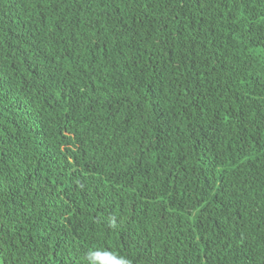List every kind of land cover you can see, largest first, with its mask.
<instances>
[{"label": "trees", "instance_id": "16d2710c", "mask_svg": "<svg viewBox=\"0 0 264 264\" xmlns=\"http://www.w3.org/2000/svg\"><path fill=\"white\" fill-rule=\"evenodd\" d=\"M92 250L264 264V0H0V264Z\"/></svg>", "mask_w": 264, "mask_h": 264}, {"label": "clouds", "instance_id": "9594fccd", "mask_svg": "<svg viewBox=\"0 0 264 264\" xmlns=\"http://www.w3.org/2000/svg\"><path fill=\"white\" fill-rule=\"evenodd\" d=\"M87 259L89 264H97V261L101 264H131V261L124 257H117L115 253L100 250L89 251Z\"/></svg>", "mask_w": 264, "mask_h": 264}]
</instances>
